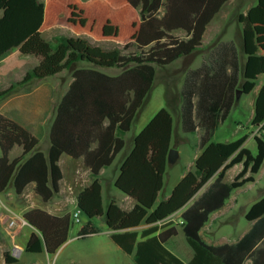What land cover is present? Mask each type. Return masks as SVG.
I'll list each match as a JSON object with an SVG mask.
<instances>
[{
    "label": "trees",
    "instance_id": "trees-1",
    "mask_svg": "<svg viewBox=\"0 0 264 264\" xmlns=\"http://www.w3.org/2000/svg\"><path fill=\"white\" fill-rule=\"evenodd\" d=\"M226 1L0 0V58L15 48L23 55L40 57L31 71L1 89L0 95L34 77L46 78L65 68L74 77L56 107L47 152L30 130L0 112V193L12 185L22 194L34 182L35 192L49 201L60 191L61 156H83L93 181L77 198L87 217L80 237L97 233L93 218L105 215L115 242L128 253L135 252L138 264H242L264 240V195L247 210L245 218L255 223L236 244L214 247L199 231L233 190L256 180L264 163L261 135H254L256 153L245 146L247 135L232 141H212L218 124L237 103V90L250 93L264 74V0L238 17L246 55L243 68L234 43L222 42L210 52L209 61L187 72L181 90L182 128L185 132L201 129L197 170L185 173L171 195L156 204L165 185L174 127L171 111L163 107L135 137L134 148L124 159L116 181L121 191L136 200L135 206L127 211L112 200L105 208L99 178L101 170L111 165L125 146L117 132L130 131L147 102L155 81V65H168L199 49L208 23ZM57 25L75 34L60 36L54 42L46 39L44 32ZM178 30L186 36L176 35ZM102 41H112L109 43L115 46L103 47L99 44ZM132 47L135 50H130ZM81 61L92 67L78 68ZM98 67L121 71L108 74ZM252 124L264 130V83L255 100ZM15 146L23 151L11 159ZM237 164H242V169L231 182H225L226 173ZM211 179L209 189L182 213L184 232L194 249L192 260L186 263L165 246L177 228L159 231V223L182 209ZM24 218L38 230L25 246L31 253L46 250L55 254L73 225L72 214L59 216L39 207L27 210ZM143 222L152 226L143 230L139 239L133 228ZM4 258L7 264L19 261L9 250L4 251Z\"/></svg>",
    "mask_w": 264,
    "mask_h": 264
},
{
    "label": "crops",
    "instance_id": "crops-1",
    "mask_svg": "<svg viewBox=\"0 0 264 264\" xmlns=\"http://www.w3.org/2000/svg\"><path fill=\"white\" fill-rule=\"evenodd\" d=\"M39 1H45V0H39ZM257 2L258 0H227L222 5L220 10L216 13V15L213 17V19L208 23L206 31L203 35L201 47L198 50L194 51L192 54H190L193 55V57L191 63L187 67V71L189 69H195L201 66L202 61L204 60L202 55L205 53L206 54L209 53L213 46L222 42L234 43L241 62V68H243L246 62V55L244 53L243 37H242L243 26L238 21V17L242 13L244 14L247 13L252 6L257 4ZM1 14L2 11H0V15ZM219 20H222V24H220L217 27V29H215L216 31H214L213 32L214 34L212 35L211 31L214 29L213 28L214 25ZM232 21L235 23L234 26L235 27L237 26L236 27L237 30L239 29V31H241V36H237L233 34L231 30ZM225 23L226 26L227 24L229 25L226 27ZM61 28L65 29V27L57 25L45 31L44 37L46 32L50 30L52 31V29L53 31L55 29H58L59 32L57 31L49 34L51 39L54 36L55 38H58L60 36H71L75 34L74 32L71 34V32H68V30H64L60 32ZM46 39L50 40L49 37ZM201 49L204 51L200 54L201 60L198 61L199 55L196 54V52ZM22 56H27V58H24L26 60V64L22 62L23 59L21 58ZM28 57H33V58H28ZM39 61H40V57L35 55H23L21 54L18 48L12 49L7 53H5L0 58V73L1 74L4 73L9 77L8 79H5L4 81H2V83H0V90L8 87L12 81L21 80L23 76L27 72L31 71ZM16 66L20 67L19 71L14 75H12L14 76L12 77L10 74L13 71V68ZM77 67L89 68L92 66L85 65L79 62L77 64ZM120 71L121 70H119L116 74H118ZM52 77L53 79H51L50 76L42 79L34 77L26 83L17 85L15 89L12 90L10 93L4 96L0 95V112L14 119L19 124L23 125L28 130H30L35 136L39 138L40 143L43 139H45L48 142L46 149H43V147L40 144V148L45 152H47L50 147V129L52 126L53 116L56 107L60 102V100L62 99V97L64 96V94L68 91L71 83L74 80L71 70L68 68L63 69L60 73L52 75ZM263 83H264V74H261L257 80L255 88L251 91L254 93L253 94L254 109H255V100ZM182 87L183 85L179 89V93H181ZM60 91L62 93L57 95L58 92ZM180 97L181 100L178 106L176 108L173 107L179 128H181L182 126V116H181L182 96ZM139 115L137 117H139ZM253 116L254 113L251 117V122ZM147 123L148 122L141 124V126L138 127V129L133 131L131 128V130L127 132H123V131L117 132V134L125 140V146L121 150V152L116 156L113 163L109 166L104 167L99 175L102 184V196H103V204L105 208H107L108 204L112 200L116 201L123 209L127 211L131 210L136 204V200L132 196L127 195L116 186V181L120 175L121 166L124 159L131 153V151L134 148L135 137L140 133V131L146 126ZM174 129L175 126L173 127L171 148L172 147L177 148L176 143L174 141L175 140ZM257 130L258 128L254 126V130L251 132L252 136L254 137V135L256 134L263 136L264 131L258 132ZM195 132H199V138H200L201 129L197 128ZM248 136L249 135H247V138ZM93 146H96V144H94ZM199 150L200 151L196 153V158L202 152L201 147ZM22 151H23L22 147L15 146L10 153V158L13 159L21 155ZM169 162L170 161L168 160V163ZM59 164L61 166L63 173V178L60 181V191L49 201H43L42 198L35 192L34 182L28 184L25 190L22 192V194H17L15 188L12 185H10L5 192L0 193V201L2 203V208H5L15 214L13 216H10L11 219L7 218L8 214H6L5 212L0 214V244L2 245V254H3V257L1 258V264H7L4 258L5 250H9L12 255L16 256L19 259L17 263H13V264H138L136 261L135 252L128 253L119 244L115 242V240L112 237L113 230L108 227L105 215L96 217V219H100V224L98 226L95 225L96 227L99 228V231L84 238L79 236L80 228L87 221V217H85V219L83 218V220H81L83 221V223L77 229L71 228L67 241L57 250L55 254H49L46 250H44L41 253H31L25 250V246L28 242L29 237L33 232H38V230L35 227H33L29 222L27 221L24 222L25 219L24 213L29 209L39 207L47 210L51 214H55L59 216H62L67 213L73 214V212H75L78 209V204H77L78 194L85 187L89 186L93 181V175L91 169L86 165L83 156L75 158L68 154H63L59 160ZM242 167H243L242 164H237L232 168H236L238 173L242 169ZM263 170H264V163L260 171L256 175V180L254 182L247 183L243 187L249 184H253L255 182L257 183V178L259 177V174H262ZM213 181L214 179H211L206 185H204L182 209L178 210L174 214H171L165 221L159 223L160 226L159 231L165 230L167 228H173V226L177 228V234L171 236L165 243L167 249L170 250L172 253H174L173 237L177 236L180 233V231L184 232L183 226L185 224V220L182 216V213L187 208H189L195 201H197L200 197H202V195L209 189ZM173 188L174 187L172 186L171 188L166 190V180H165L164 188L160 191L156 204H158L164 199H167L171 195ZM241 188L233 190L230 197L227 200L231 198L234 199V201H236L234 193H236ZM263 195H264V189L261 191V195L258 199H260ZM258 199H254L253 201H250L249 205H247V210ZM227 200L224 204L225 207L223 206L220 209L215 210L218 211L217 213L218 215H216V217L213 218L212 213L215 212L213 211L209 215L208 220L205 222V224L202 226V228L199 231L202 239L206 243L214 247L223 246L226 244H230V245L236 244L253 227L255 223V221H249L250 222L249 226L243 228V230L239 235H237V237H233V238L225 237V236L222 237L221 230L225 229V227L227 226L226 224L233 222L234 219L233 216H229L233 206L232 205L228 206ZM245 213L243 214L244 216ZM12 219H16V224L13 226L9 224ZM151 226H152L151 224H147L143 222L141 225L133 229L139 233V239H142L141 237L142 231L150 228ZM4 237L5 240L3 239ZM185 237L187 240L186 234ZM169 244H171L170 245L171 247H168ZM15 246H19L21 248V253L19 255H16L14 253ZM174 247L178 249L177 244H175ZM180 248L181 249H178L177 252L180 254V256H185V258L183 259L182 257L178 256L176 253L174 254L177 255L180 259H182L184 262L189 263L194 256V249L192 248V246H191L192 248L191 250L190 248H187L184 245L181 246ZM253 251L254 253L253 252L249 253V255H247V257L245 258L242 264H264V240L260 241L255 246ZM24 253L26 255L24 257L25 262L22 263Z\"/></svg>",
    "mask_w": 264,
    "mask_h": 264
},
{
    "label": "rangeland",
    "instance_id": "rangeland-1",
    "mask_svg": "<svg viewBox=\"0 0 264 264\" xmlns=\"http://www.w3.org/2000/svg\"><path fill=\"white\" fill-rule=\"evenodd\" d=\"M164 11V9H163ZM231 30L234 35L241 36V31L239 29L237 30V26L235 27V23L232 21L231 22ZM222 24V20H219L215 25L214 29L211 31V34L213 35L215 29ZM229 24H227L228 26ZM226 26V23H225ZM226 26V27H227ZM62 31L68 30V32H71V29L65 28V29H60ZM59 32L58 29H55L53 31L50 30L46 32L45 37L51 40V41H56L55 36L51 39L49 34L54 33V32ZM224 31V30H223ZM50 32V33H49ZM176 35H179L181 37H185L186 34L182 30L175 31ZM211 35V36H212ZM91 40L93 42H96L94 38L91 37ZM112 41H102L99 44H101L103 47H112L115 46V43H109ZM221 43L213 46L210 50L217 49ZM218 46V47H217ZM130 50H135L134 47H132ZM198 50V49H197ZM204 50H199L196 52L198 54V61L201 60V53ZM209 53L203 54V62L209 61ZM193 55L189 56H181L174 62L161 66V65H155L156 67V76H155V81L153 84V87L148 95L147 102L142 108V111L137 117L133 123L132 131L138 129V127L141 126V124L145 122H149L154 115L163 107L169 109L174 117V138H175V143H176V149L179 152V156L175 162H169L167 166V171L165 175V180H166V190L171 188L172 186L175 187L176 184L180 181V179L184 176L185 173H187L189 170L196 171L195 167V159H196V153L200 151V138H199V132H185L181 126V128L178 127V121L174 112V108L178 106L181 100V93H179V89L183 85L186 75H187V67L192 61ZM22 62L26 64V60L24 58H27V56H22ZM28 58H33V57H28ZM28 63V61H27ZM81 63L85 65H90L89 62L87 61H81ZM19 66H16L13 68V71L11 72V76L14 75L19 71ZM98 69H101L109 74H116L120 69L119 68H104V67H98ZM190 70V69H189ZM8 75L6 74H1L0 73V83L4 81L5 79H8ZM14 77V76H12ZM51 79H53L52 76H50ZM261 80V79H260ZM62 92H58L57 95L61 94ZM253 92L250 93H242L240 99L237 101L235 106L231 109L228 117L221 121L216 130L213 133L212 136V141H232L235 139H238L244 135H249L245 145L252 150L253 153L257 152V143L255 138L252 136L251 132L254 130V126L251 122V117L254 113V102H253ZM258 128V132L264 131L261 130L260 127ZM264 137V133H263ZM41 146L43 149H46V146L48 142L43 139L41 141ZM0 154H1V149H0ZM237 173L236 168H232L227 172V175L225 177V181L230 182L235 174ZM174 189V188H173ZM264 189V170L262 174H259V177L257 178V183L249 184L245 187H242L239 189L235 194L236 201L234 199H229L227 200L228 206H233L232 211L230 212L229 216H233V222L226 224L227 226L225 229L221 230V236L222 237H237L243 230V228L248 227L250 222L245 218L243 215L245 211L247 210V205H249L250 201H253L254 199H258L261 195V191ZM235 192V191H234ZM226 204V205H227ZM13 207V206H12ZM225 207V206H224ZM5 212L7 215V218H10V216L15 215L14 213L10 212L9 210L2 208L1 213ZM247 212V211H246ZM0 213V214H1ZM218 211L213 212V218L216 217ZM246 214V213H245ZM85 215L82 213L81 214V220L83 218L85 219ZM232 218V217H231ZM11 219V218H10ZM9 219V220H10ZM73 220V225L72 229H77L83 221L77 223L75 222L74 218ZM93 224L94 225H99L100 224V219H93ZM5 240V237L3 238ZM178 245V249H181V246H186L187 248H191V246L188 244L185 234L183 231H180V233L173 237V252L176 253L178 256L180 254L177 252L178 249L174 247V245ZM171 244L168 245V247ZM180 246V247H179ZM175 249V250H174ZM177 249V250H176ZM25 253L23 255L22 263L25 262ZM3 257L2 254V245L0 244V264H1V258ZM183 259L185 256H180Z\"/></svg>",
    "mask_w": 264,
    "mask_h": 264
},
{
    "label": "built area",
    "instance_id": "built-area-1",
    "mask_svg": "<svg viewBox=\"0 0 264 264\" xmlns=\"http://www.w3.org/2000/svg\"><path fill=\"white\" fill-rule=\"evenodd\" d=\"M1 209H2V203L0 201V213H1ZM81 214H82V211H81L80 208H78L75 212H73L72 217L74 218L75 222H77V223L81 222ZM25 221L26 220L24 219V222ZM9 224L11 226L15 225L16 224V219H12ZM14 253L16 255H19L21 253V248L19 246H15Z\"/></svg>",
    "mask_w": 264,
    "mask_h": 264
},
{
    "label": "water",
    "instance_id": "water-1",
    "mask_svg": "<svg viewBox=\"0 0 264 264\" xmlns=\"http://www.w3.org/2000/svg\"><path fill=\"white\" fill-rule=\"evenodd\" d=\"M72 31V30H71ZM73 32V31H72ZM242 89H238L237 90V96H236V98H237V100H239L240 99V97H241V95H242ZM178 156H179V152H178V150L176 149V148H174V147H172V148H170V150H169V154H168V160L170 161V162H175L176 160H177V158H178ZM196 170H197V168H196ZM79 208V207H78ZM26 220V219H25ZM27 221V220H26ZM28 222V221H27Z\"/></svg>",
    "mask_w": 264,
    "mask_h": 264
}]
</instances>
